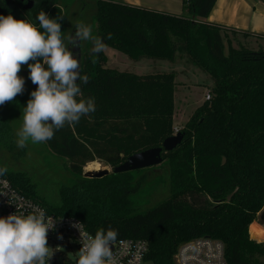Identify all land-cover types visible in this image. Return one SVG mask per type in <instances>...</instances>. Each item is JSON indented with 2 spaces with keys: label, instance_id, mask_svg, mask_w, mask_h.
<instances>
[{
  "label": "trees",
  "instance_id": "trees-1",
  "mask_svg": "<svg viewBox=\"0 0 264 264\" xmlns=\"http://www.w3.org/2000/svg\"><path fill=\"white\" fill-rule=\"evenodd\" d=\"M34 1L25 9L20 0H0V15L18 19L24 11L20 19L38 24L36 15L45 11L52 18L63 17V29L65 9L78 1L81 11H93L94 36L103 38L105 46L134 61L174 62L177 54H183L210 77L211 97L180 130L181 142L162 152L157 166H167L169 195L144 210L132 211V198L142 192L140 181L156 167L111 171L102 177L84 176L83 167L100 159L113 168L132 153L160 146L172 134L176 72L134 74L108 68L104 52L83 53L78 57L80 72L89 80L81 84L79 99L92 98L96 110L80 120L100 135L133 144L121 148L96 136L83 137L77 126L66 125L45 144L68 162L76 180L60 185L54 201L41 197L24 172L6 169L10 182L55 214L79 218L94 236L101 229H114L118 231L115 241L145 240L144 261L152 264H174L178 245L200 236L222 241L229 264H264L258 259L264 255V245L251 239L253 221L264 208V48H235L224 42L228 30L251 33L207 22L216 0H182L183 12L178 15L120 0ZM25 74L22 66L18 75L25 79L23 94L0 105V144L11 140L12 108L27 102L36 88Z\"/></svg>",
  "mask_w": 264,
  "mask_h": 264
},
{
  "label": "clouds",
  "instance_id": "clouds-1",
  "mask_svg": "<svg viewBox=\"0 0 264 264\" xmlns=\"http://www.w3.org/2000/svg\"><path fill=\"white\" fill-rule=\"evenodd\" d=\"M62 19L52 18L45 11L36 15L38 24L0 15V105L12 103L23 94L25 79L18 75L22 66H27L28 78L36 85L16 133L18 148H25L29 142L45 143L56 131L96 110L92 98L79 99L81 84H87L89 77L81 75L78 58L69 45L79 48L82 41H91V51L99 54L105 49L104 39L94 36L91 25L84 22L74 26V34L65 35ZM6 171L0 168V175ZM55 225L56 220L42 209L0 216V264H49L56 250L49 247L47 236ZM78 225L74 227L83 238L78 264H114L111 249L118 231L101 229L93 237L82 233Z\"/></svg>",
  "mask_w": 264,
  "mask_h": 264
},
{
  "label": "rangeland",
  "instance_id": "rangeland-1",
  "mask_svg": "<svg viewBox=\"0 0 264 264\" xmlns=\"http://www.w3.org/2000/svg\"><path fill=\"white\" fill-rule=\"evenodd\" d=\"M34 3L35 1L33 0V5ZM25 4L26 1H23V8H25ZM80 5L78 1H74L65 9L66 18L63 22L62 29L64 34H74V26L79 22H84L91 25L93 35H96L97 25L91 21L93 11L90 8H85L84 11H81ZM23 12L19 15L20 18L25 17ZM224 42L225 46L231 44L235 48L239 46H244L252 50L264 48V37L254 36L252 34L243 35L242 33L229 30L225 33ZM69 49L77 58L83 53H93L91 51V41H82L76 51L73 50L71 45H69ZM104 53L107 56L106 66L108 68L125 70L134 74L169 72L177 69L174 70L176 75L172 84V134L180 131L195 110L203 104L206 94L212 85L210 77L200 69L189 64L183 54H177L174 62L148 59L153 65L141 66L136 65L134 60L112 47L105 46ZM23 68L26 73L25 75L28 76L27 66L24 65ZM138 68H142V70L138 71ZM26 103H17L8 115L12 137L7 143L0 144V165L5 169L24 172L29 176L36 192L41 197L49 201H54L57 198L59 186L72 183L76 178L69 172L68 162L61 156L53 154L45 143L32 144L29 142L25 148L17 147L16 133L22 126L23 110ZM74 125L77 126L79 134L83 137L96 136L121 148H127L128 145L133 144L131 141L119 139L114 135H100L94 129L87 127V123L83 119ZM152 167H156V169L140 181L139 189H142L141 194L135 199L132 198V211L144 210L169 195L170 185L167 166L159 167L155 165ZM100 169L112 171L110 165L100 159H95L85 164L82 174L85 175L89 171ZM262 210L253 221L254 223L252 222L253 230L252 237L251 235L250 237L254 241L264 245V219L261 218ZM58 236H62L63 238L58 239ZM47 239L49 247L56 250L49 264H78L79 247L72 239L55 232H48ZM258 259L264 261V255L259 256ZM142 264H152V262L143 261Z\"/></svg>",
  "mask_w": 264,
  "mask_h": 264
},
{
  "label": "built area",
  "instance_id": "built-area-1",
  "mask_svg": "<svg viewBox=\"0 0 264 264\" xmlns=\"http://www.w3.org/2000/svg\"><path fill=\"white\" fill-rule=\"evenodd\" d=\"M211 94L207 92L205 100ZM42 209L48 217L56 220L53 230L58 234L66 235L79 247L82 246V236L74 227L79 223L82 233L94 237L85 227L84 223L75 216L55 214L38 200L27 196L14 186L5 175H0V216L8 214H32L35 210ZM114 264H142L147 252V243L140 238L125 237L112 244ZM174 264H229L225 258L224 244L218 239L200 236L181 242L173 256Z\"/></svg>",
  "mask_w": 264,
  "mask_h": 264
},
{
  "label": "crops",
  "instance_id": "crops-1",
  "mask_svg": "<svg viewBox=\"0 0 264 264\" xmlns=\"http://www.w3.org/2000/svg\"><path fill=\"white\" fill-rule=\"evenodd\" d=\"M120 1L130 5L141 6L158 11H164L171 14L178 15L182 14L183 12L182 0ZM205 20L209 23L224 27L226 29L246 31L251 34H256L264 37V0H216ZM135 63L136 65L141 66L149 64L153 65L152 62L148 61L147 58H142L138 61H135ZM141 70L142 68H138V71Z\"/></svg>",
  "mask_w": 264,
  "mask_h": 264
},
{
  "label": "water",
  "instance_id": "water-1",
  "mask_svg": "<svg viewBox=\"0 0 264 264\" xmlns=\"http://www.w3.org/2000/svg\"><path fill=\"white\" fill-rule=\"evenodd\" d=\"M26 1L25 9H29L33 5V0H20ZM78 49V48H76ZM183 133L176 131L175 134H171L163 139L160 146L150 147L135 153L130 154L123 162L114 166L112 171L115 173L125 172L131 170H137L141 168L152 167L162 162V152L171 151L182 140ZM110 173L108 169H100L87 172L86 177H102ZM261 218L264 219V209L261 212Z\"/></svg>",
  "mask_w": 264,
  "mask_h": 264
},
{
  "label": "flooded vegetation",
  "instance_id": "flooded-vegetation-1",
  "mask_svg": "<svg viewBox=\"0 0 264 264\" xmlns=\"http://www.w3.org/2000/svg\"><path fill=\"white\" fill-rule=\"evenodd\" d=\"M74 51H76V48H73Z\"/></svg>",
  "mask_w": 264,
  "mask_h": 264
}]
</instances>
